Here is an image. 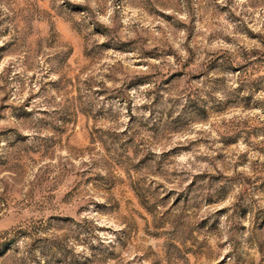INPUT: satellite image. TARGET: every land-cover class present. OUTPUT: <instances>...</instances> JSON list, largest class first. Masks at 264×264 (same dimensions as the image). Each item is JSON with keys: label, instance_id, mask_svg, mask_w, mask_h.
<instances>
[{"label": "rangeland", "instance_id": "1", "mask_svg": "<svg viewBox=\"0 0 264 264\" xmlns=\"http://www.w3.org/2000/svg\"><path fill=\"white\" fill-rule=\"evenodd\" d=\"M0 5V264H264V0Z\"/></svg>", "mask_w": 264, "mask_h": 264}, {"label": "clouds", "instance_id": "2", "mask_svg": "<svg viewBox=\"0 0 264 264\" xmlns=\"http://www.w3.org/2000/svg\"><path fill=\"white\" fill-rule=\"evenodd\" d=\"M79 2L80 3H83L84 0H79ZM0 7H2V5H0ZM4 11L6 12L7 9L5 8ZM104 22L110 24V21L105 20ZM0 68H2V66H0ZM138 103H143V101H138ZM193 163H194V161H193ZM185 167H187L190 171L197 170V169H194L193 166H192V164H190V163L189 164H186Z\"/></svg>", "mask_w": 264, "mask_h": 264}]
</instances>
